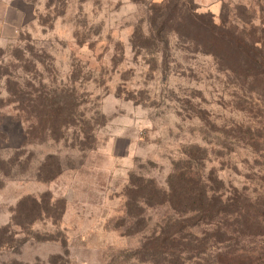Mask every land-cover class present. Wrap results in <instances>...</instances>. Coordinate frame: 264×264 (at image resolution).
<instances>
[{"label":"rangeland","instance_id":"rangeland-1","mask_svg":"<svg viewBox=\"0 0 264 264\" xmlns=\"http://www.w3.org/2000/svg\"><path fill=\"white\" fill-rule=\"evenodd\" d=\"M161 1L0 0V264H163L141 245L177 214L129 216L131 174L264 193V77L153 29ZM193 2L237 30L264 21V0Z\"/></svg>","mask_w":264,"mask_h":264},{"label":"trees","instance_id":"trees-1","mask_svg":"<svg viewBox=\"0 0 264 264\" xmlns=\"http://www.w3.org/2000/svg\"><path fill=\"white\" fill-rule=\"evenodd\" d=\"M193 0H162L152 9V26L191 40L199 52L214 58L221 73L258 83L264 77V21L251 30H237L217 22L212 13L199 12ZM221 18V17H220ZM16 95V89L7 88ZM63 112L50 107L49 121ZM55 123V122H54ZM53 123V124H54ZM47 131H53L48 127ZM264 141V138L258 139ZM0 161L5 163L1 158ZM6 173V172H2ZM217 181V183H216ZM169 205L177 214L161 230L145 239L141 248L163 264H264V193L254 198L237 187H227L210 176L195 177L176 166L161 190L154 181L130 176L127 214L141 217L145 207ZM21 226L20 222H14ZM201 227H204L201 229ZM199 229V234L183 231ZM201 229V230H200ZM6 246L7 241L2 242Z\"/></svg>","mask_w":264,"mask_h":264}]
</instances>
